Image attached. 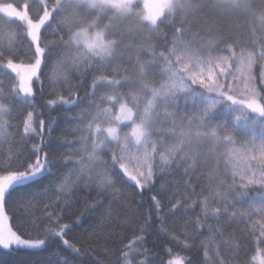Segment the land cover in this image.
I'll return each instance as SVG.
<instances>
[{"label": "snow or ice", "instance_id": "6c2138e0", "mask_svg": "<svg viewBox=\"0 0 264 264\" xmlns=\"http://www.w3.org/2000/svg\"><path fill=\"white\" fill-rule=\"evenodd\" d=\"M240 19L249 23L250 40L229 27ZM47 34L57 39L47 40ZM21 48L32 62H17ZM42 77L56 97L47 101L48 108L80 109L73 117L75 139L60 156L51 147L56 121H49L47 136L43 119L39 132L33 126V83ZM13 98L32 109L21 140L35 134L40 142L0 160V264H21L14 254H38L57 240L75 253L62 264H79L76 257L90 255L65 238L73 228L59 216L37 218L33 226L40 231L26 236L20 221L10 223L22 206L55 197L70 207L82 198L86 208L103 205L102 219H109L114 204L130 208L133 196L140 197L134 210L139 212L143 190H151L155 177L177 170L185 178L184 203L197 204L192 197L200 189L191 239L207 229L199 241L205 258L211 250L214 264H228L221 245L231 248L233 257L239 253L238 242L223 239L225 224L239 218L255 240L248 264H264V0H37L22 7L5 0L0 2V143L12 136ZM205 143L214 146L207 153L200 151ZM220 145L224 152L217 151ZM210 164V173L200 172ZM93 192L96 199L89 203ZM152 200L159 230L169 235L161 202ZM178 205L180 200L172 209ZM181 222L187 225L173 223ZM151 227L145 215L140 231ZM143 240L139 236L117 249L109 264H134L130 252H138L133 244ZM168 264L185 260L177 256Z\"/></svg>", "mask_w": 264, "mask_h": 264}, {"label": "trees", "instance_id": "16d2710c", "mask_svg": "<svg viewBox=\"0 0 264 264\" xmlns=\"http://www.w3.org/2000/svg\"><path fill=\"white\" fill-rule=\"evenodd\" d=\"M37 0H31L30 6L34 5ZM31 14V13H30ZM13 30L18 31L19 36H23V32H19L17 25H13ZM259 34V32H257ZM237 37L243 40L251 39V31L249 25H247L246 32L239 34ZM47 40H56L57 37L54 34H47ZM28 41H25L27 43ZM158 43H161L158 41ZM34 50V46H33ZM21 54L17 61L21 62H32L31 59L24 54V49L21 48ZM43 67V66H42ZM259 71L260 65L254 66L253 72L257 77L259 84ZM91 78L89 77L86 81L85 88L90 90ZM3 87L7 89L10 87L8 80L4 81ZM34 91L36 92L35 101L37 108L34 110V127L39 132V120L45 121L44 135L47 136L48 123L50 120H55L54 130L51 133L52 144L51 147L56 151L57 156L68 153L71 145L70 141L75 139L72 129L76 126L73 117L78 116L80 113L79 108L72 107L71 110L67 106L57 105L55 109L47 107V101L49 99H55L54 95H51V89L47 80L42 77V82H34ZM43 87V96L40 94V89ZM85 89H81L77 93V99L83 96ZM57 91H62L57 89ZM67 95V92H64ZM86 104V102H85ZM82 104L81 107H84ZM12 107L14 109L13 118L11 120L12 136L6 143H0V160H4L13 155L14 152H18L21 149L30 150L33 143H39L40 138L35 134L31 135L30 139L25 141L21 140L24 136L23 133V120L27 116V111L32 110L25 106L23 102L16 98H13ZM222 118V117H218ZM241 139V135L237 138ZM221 149L225 151L223 145ZM48 150L47 148L45 149ZM210 149H204V153L209 152ZM202 151V150H200ZM35 157H33V160ZM214 163V162H213ZM71 167V165H69ZM66 171V170H65ZM212 171V164L208 167H201V173H210ZM184 177L180 170L170 172L162 176L154 178V184L149 190L145 188L142 192L144 197L143 205L140 207L139 212L134 210L137 207L139 196H133L132 204L130 208L121 209L117 204L113 205V212L111 218L102 219L104 213L103 205H96L95 208H86L85 202L81 198L70 207L64 203L58 201L55 197L49 199H42L41 201L32 205L22 206L14 215L10 217L11 223L20 221L21 230L25 232L26 236H36L40 231L39 227H34L33 222L40 218L44 220L49 214L52 215L53 219L59 216L62 224L67 223L72 226L73 231L69 233L66 239H70L71 242L75 243L77 247L83 246L85 251L90 253L81 257H76L79 264H90V262H100V264H109V261L114 259L111 254L116 252L117 249H126V246L132 242V239L143 236V241H137L136 247L139 249L135 252L134 264H139L140 261H145V264H168V260L174 255H180L187 264L188 260H194L199 264H206L207 258L204 256V248L200 245L199 241L203 237L208 235L207 229L201 230V235L198 239L193 242L191 239L192 235L196 234L195 224L196 216L200 212L199 200L200 189L197 187L195 194L192 199L197 201V204L192 205L191 201L184 203L183 197L180 195L184 192ZM165 185V189H161V185ZM131 188L128 189L130 194ZM137 191H139L137 189ZM251 195H255L252 193ZM152 196H156V199L161 202V212L168 224V233L165 235L160 232L159 224L156 221L157 212L155 207V201L152 200ZM95 193H91L89 196V203L95 201ZM250 197H246L245 201H248ZM177 200L181 201V205H178V210L172 209V204L177 203ZM47 205V207H45ZM246 206V205H245ZM150 215L152 227L147 232H141L139 225L143 223V217ZM25 217H28L25 219ZM134 219L136 224L129 226V220ZM187 221V225L183 222L174 224V221ZM249 226L246 221L241 222L239 218L236 221L228 222L224 226V237L225 240L232 241L233 244H240L239 253L233 257V250L229 247L221 245L220 255L225 258L228 264H248L251 255L255 254V240L254 237L246 235L249 231ZM258 234V233H257ZM189 247H185V245ZM169 250H171L169 252ZM209 255H214L211 252ZM65 257H75V253H71L70 249H67L62 242L56 241L49 245L45 250L40 251L38 254H14L12 259L21 262V264H47L49 260L53 264H62Z\"/></svg>", "mask_w": 264, "mask_h": 264}, {"label": "rangeland", "instance_id": "374dc122", "mask_svg": "<svg viewBox=\"0 0 264 264\" xmlns=\"http://www.w3.org/2000/svg\"><path fill=\"white\" fill-rule=\"evenodd\" d=\"M31 0H7V2H13L15 4H17L18 6L22 7L24 3H28L30 2ZM33 1V0H32ZM0 2H5V0H0ZM29 4V3H28ZM247 25H249L248 21L247 20H244V19H240V20H236V21H233V22H230L229 23V27L230 28H233V29H236V31L234 32V35L237 37L239 34H243L246 32V29H247ZM238 26V28H237ZM257 28L259 27L258 25V22H257ZM231 42V41H229ZM129 55H134V54H129ZM17 62H21V61H17ZM22 63H27V62H22ZM35 82V81H34ZM33 86H34V83H33ZM241 139H242V134H241ZM213 144L211 143H205L200 150H202V152H205L204 149L208 150H212L213 149ZM209 150V151H210ZM218 152H224L222 149H221V145L219 146V148L217 149ZM10 223H11V220H10ZM137 238V237H136ZM136 238L132 239V242L136 240ZM136 244V243H135ZM133 244V247L134 248H137L136 245ZM136 253L135 252H130V256H136L135 255ZM181 257L180 255H174L172 256L168 262L172 259H174L175 257ZM183 258V257H181ZM216 256L214 255H209V257L207 258V264H214V262L216 261Z\"/></svg>", "mask_w": 264, "mask_h": 264}]
</instances>
